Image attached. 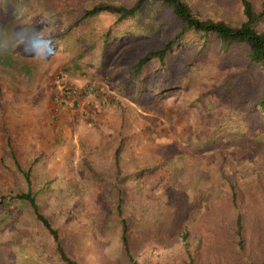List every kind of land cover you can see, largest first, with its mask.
Segmentation results:
<instances>
[{"label": "rangeland", "instance_id": "obj_1", "mask_svg": "<svg viewBox=\"0 0 264 264\" xmlns=\"http://www.w3.org/2000/svg\"><path fill=\"white\" fill-rule=\"evenodd\" d=\"M30 1L47 30L68 32L54 53L44 56L38 49L31 76L0 66V191L28 187L14 157L25 170L31 165V188L73 259L132 264L120 243L119 194L135 237V257L151 262L182 243L171 220L180 218L182 226L198 220L203 206L225 195L226 176L241 187L262 183L255 197L264 202V124L246 109L250 102L243 95L221 99L212 79L236 76L240 63L187 65L190 52L174 53L171 72L158 71L155 63L146 68L144 85H163L164 93L136 97L124 75L138 55L163 38L164 26H176L170 7L146 2L135 19L118 25L132 34L112 38L117 46L110 44L102 66V34L115 17L100 13L67 27L95 2L131 5L134 0ZM252 1L258 9L260 0ZM189 2L202 16L241 20L239 0ZM258 26L264 28V20ZM60 71L79 88L94 84L95 93L78 97L74 105L61 96L54 102L51 84ZM120 142L117 173L114 149ZM26 205L15 198L11 216L0 225V264H67ZM253 249L264 263V239Z\"/></svg>", "mask_w": 264, "mask_h": 264}, {"label": "trees", "instance_id": "obj_2", "mask_svg": "<svg viewBox=\"0 0 264 264\" xmlns=\"http://www.w3.org/2000/svg\"><path fill=\"white\" fill-rule=\"evenodd\" d=\"M146 2L170 7L178 22L173 27L164 26L166 30L163 38L155 46L138 55L124 75L127 80L125 84L131 83L136 97L163 94L165 89L163 85L156 86V89L154 84L151 85L153 88L144 85L147 66L155 63L158 71L171 72L169 67L171 57L174 53L186 50L190 52L185 62L187 65H205L212 60L218 61L219 66L232 64L238 66L240 63V70H237L238 74L236 73L234 77L225 76L226 78L218 82L220 81L218 77L213 76L214 86L219 88V96L223 100L243 95L250 102L246 109L255 112L264 124V28L258 26V23L264 20V0H260L258 9L254 7L252 0H239L241 20L237 24L222 18L202 16L189 0H134L131 5L99 1L83 10L71 23V28L68 25L67 29L77 27L83 21L100 13H110L115 17L102 34L100 60L103 66L112 38L128 37L132 34L118 25L124 24L126 19H135ZM24 15H27L26 20H22ZM37 15L34 3L30 0H0L2 69H15L22 75L31 76L36 61L32 59L38 49H42L44 56L50 55L55 52L57 44H61L66 37L68 31L58 33L47 30L43 22L37 19ZM152 24V29L157 26V23L149 25ZM41 29H44V32L39 35ZM111 45V48L117 46L113 43ZM135 80L138 81V86L134 88L132 83ZM242 81L245 84L242 85ZM260 84V89L256 91L254 86ZM51 85L50 97L54 102L61 96L62 102H72L73 105L77 103L78 97L96 91L94 84H86L81 88L72 85L63 79V71L57 73ZM121 149L120 142L114 149L117 173L120 171ZM14 162L28 187L15 193L0 191V225L5 223L6 217L11 216L13 200L17 198L21 202L24 201L35 219L52 237L60 258L67 264H80L66 252L59 227L54 225L52 218L41 209L37 201V194L30 185L31 165L25 170L15 157ZM135 175L139 177L138 173ZM225 179L227 181L225 195L216 199L212 205L211 202L208 203L210 207L203 206L198 220L185 226L181 225L178 217L171 220L170 226L177 235L176 240L182 243L178 249L152 262L146 258L139 260L135 257L137 251L135 237L129 229L128 216L124 215L123 199L119 194L116 204L119 237L122 251L128 261L132 264H264L253 249L257 241L264 239V202H257V196L255 197V193L261 191L259 185L262 183L241 187L231 177L226 176ZM228 207H231L230 213L227 212ZM190 232H193L192 237Z\"/></svg>", "mask_w": 264, "mask_h": 264}]
</instances>
